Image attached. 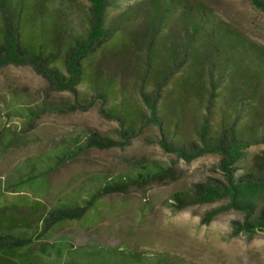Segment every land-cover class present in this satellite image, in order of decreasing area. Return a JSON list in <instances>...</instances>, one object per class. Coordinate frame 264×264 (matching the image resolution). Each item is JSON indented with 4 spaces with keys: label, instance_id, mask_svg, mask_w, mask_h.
I'll return each mask as SVG.
<instances>
[{
    "label": "rangeland",
    "instance_id": "374dc122",
    "mask_svg": "<svg viewBox=\"0 0 264 264\" xmlns=\"http://www.w3.org/2000/svg\"><path fill=\"white\" fill-rule=\"evenodd\" d=\"M13 1L23 39H43L48 59L55 51L49 65L64 69V51H56L50 35L64 29L82 33L87 0ZM122 1L108 12L117 31L84 61L85 76L73 89L56 87L33 64L0 67V264H102L109 255L110 264H138L136 258L142 264H264V232L253 237L234 232L243 220L240 211L219 212L206 222L207 213L226 200L192 202L197 184L222 179L219 156L185 162L160 145L163 131L169 141L195 138L205 116L217 128L225 115L221 107L236 101L234 92L225 90L210 110L205 86L183 109L171 93L162 98L171 120L166 130L143 123L149 111L139 91L152 92L157 78L146 73L141 57L152 40L156 49L169 47L180 25L172 21L156 31L150 25L151 0ZM203 1L248 44L264 50V11L248 0ZM21 5L29 10L21 11ZM253 65L249 55L239 57L236 75L230 72L234 83L255 87ZM256 90L243 94L239 104V125L255 131L239 176L260 165L264 174V82ZM115 107L134 121L112 116ZM93 139L116 144L101 148ZM180 192L188 194L183 204L176 198ZM62 207L83 208V215L46 225L49 212Z\"/></svg>",
    "mask_w": 264,
    "mask_h": 264
},
{
    "label": "trees",
    "instance_id": "16d2710c",
    "mask_svg": "<svg viewBox=\"0 0 264 264\" xmlns=\"http://www.w3.org/2000/svg\"><path fill=\"white\" fill-rule=\"evenodd\" d=\"M248 1L264 11V0ZM87 2L85 27L82 33L64 29L63 32L56 31L53 36L50 35L56 51H64L62 58L64 69H61L49 65L55 51H50L48 59V56H45L46 43L43 39L37 43L23 39L21 21L14 18L15 12L12 7L14 1L0 0V67L9 64H33L38 72L43 73L60 89H73L80 84L86 72L84 61L117 31L108 18L109 9L124 4L122 0ZM150 6L152 28L156 31L158 28L160 31L161 27L167 28L175 21L180 25V34L164 49L161 47L156 49L153 40L150 41L141 57L146 73L152 72L157 78L152 92L147 93L142 88L139 91L141 100L149 111V116L142 118L143 123H151L162 131L166 130L171 120L167 112L169 105L166 100L163 102L162 98L167 99L171 93L176 92L180 109H183L192 93L205 86L203 88L207 92L206 101L207 105L209 104L206 107L210 110V105L218 104L225 90L233 91L236 101H227L224 103L226 106L221 107L225 115L217 128L212 129L209 116H205L196 129L195 138L169 141L163 131L164 136L160 139V145L165 152L174 154L185 162L207 154L218 155L217 167L222 179L197 184L192 202L204 204L224 199L226 200L224 205L207 213L204 219L206 222L212 220L219 212L235 210L243 214V220L234 225L235 234L242 232L253 237L258 232H264V207H260V200L264 199V174L260 173L262 167L260 165L249 174L237 175L239 163L244 159L246 150L253 144L254 135L251 133L255 132L251 130L252 127L239 125V104L245 101L243 94L246 92L256 94V88L264 82V50L257 45L248 44L242 33L223 21L203 0H151ZM20 9L24 12L29 10L24 5H21ZM40 28L41 37H45L42 23ZM58 36H61V42L58 41ZM155 36L156 34H153L152 37ZM244 54L249 55L255 64L253 65L255 87L250 82L242 85L234 83L235 77L230 74L234 72L236 75L234 65ZM221 68L231 69L222 73ZM179 71L184 72L173 82L170 90L164 93L162 91L164 87L170 84L173 76ZM107 92L109 93V87ZM102 97L105 99L107 95L104 94ZM218 99L220 100L217 101ZM161 102L164 105L161 106ZM27 108L33 110L28 105ZM76 108L78 105H74L73 109ZM231 113H235L234 119ZM110 114L130 123L134 121L117 107ZM176 117L179 119L181 115ZM246 130H249V135L244 136ZM91 142L101 148L116 144L107 139H93ZM176 198L183 204L188 194L180 192ZM83 210L78 207L57 208L49 212L44 222L50 225L65 218H79L83 215ZM110 256L105 258L102 264H110ZM115 257L114 255L112 258ZM135 262L142 264L139 258H136ZM85 263L94 264L89 261Z\"/></svg>",
    "mask_w": 264,
    "mask_h": 264
}]
</instances>
